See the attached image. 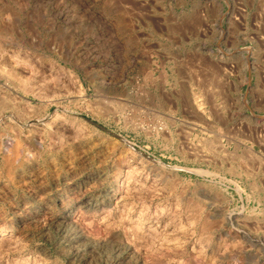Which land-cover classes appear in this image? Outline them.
<instances>
[{
    "label": "rangeland",
    "instance_id": "rangeland-1",
    "mask_svg": "<svg viewBox=\"0 0 264 264\" xmlns=\"http://www.w3.org/2000/svg\"><path fill=\"white\" fill-rule=\"evenodd\" d=\"M0 264H264V0H0Z\"/></svg>",
    "mask_w": 264,
    "mask_h": 264
},
{
    "label": "built area",
    "instance_id": "built-area-1",
    "mask_svg": "<svg viewBox=\"0 0 264 264\" xmlns=\"http://www.w3.org/2000/svg\"><path fill=\"white\" fill-rule=\"evenodd\" d=\"M251 241H252V242H255L256 245H261V243L258 241V239H254V238H252Z\"/></svg>",
    "mask_w": 264,
    "mask_h": 264
}]
</instances>
